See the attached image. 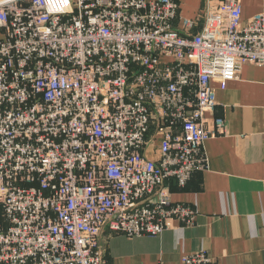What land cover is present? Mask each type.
<instances>
[{
    "label": "built area",
    "instance_id": "2783aa9c",
    "mask_svg": "<svg viewBox=\"0 0 264 264\" xmlns=\"http://www.w3.org/2000/svg\"><path fill=\"white\" fill-rule=\"evenodd\" d=\"M245 1L187 20L178 0H0V264H105L104 232L195 226L169 184L226 134L213 83L264 67V11L245 22Z\"/></svg>",
    "mask_w": 264,
    "mask_h": 264
},
{
    "label": "crops",
    "instance_id": "0c3cea01",
    "mask_svg": "<svg viewBox=\"0 0 264 264\" xmlns=\"http://www.w3.org/2000/svg\"><path fill=\"white\" fill-rule=\"evenodd\" d=\"M178 1L181 16L195 20L205 0ZM263 11L264 0H246L243 20ZM4 35L0 32V41ZM213 87L218 105L208 123L224 119L226 134L205 144L207 171L195 174L186 188L169 184L175 203L196 209L195 226L177 225L156 238L104 232L105 264H182L199 251L217 264H264V67L247 64L225 89L218 82Z\"/></svg>",
    "mask_w": 264,
    "mask_h": 264
},
{
    "label": "clouds",
    "instance_id": "9594fccd",
    "mask_svg": "<svg viewBox=\"0 0 264 264\" xmlns=\"http://www.w3.org/2000/svg\"><path fill=\"white\" fill-rule=\"evenodd\" d=\"M49 4L52 5L54 11H71L69 0H49Z\"/></svg>",
    "mask_w": 264,
    "mask_h": 264
},
{
    "label": "rangeland",
    "instance_id": "374dc122",
    "mask_svg": "<svg viewBox=\"0 0 264 264\" xmlns=\"http://www.w3.org/2000/svg\"><path fill=\"white\" fill-rule=\"evenodd\" d=\"M149 156H150V154H149Z\"/></svg>",
    "mask_w": 264,
    "mask_h": 264
}]
</instances>
